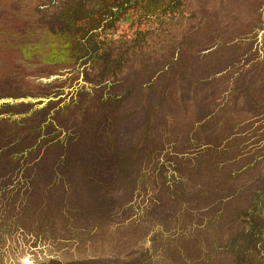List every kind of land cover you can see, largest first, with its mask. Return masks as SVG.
I'll return each mask as SVG.
<instances>
[{
    "label": "rangeland",
    "instance_id": "374dc122",
    "mask_svg": "<svg viewBox=\"0 0 264 264\" xmlns=\"http://www.w3.org/2000/svg\"><path fill=\"white\" fill-rule=\"evenodd\" d=\"M0 264H264V0H0Z\"/></svg>",
    "mask_w": 264,
    "mask_h": 264
}]
</instances>
